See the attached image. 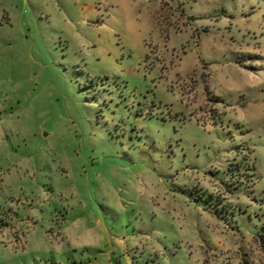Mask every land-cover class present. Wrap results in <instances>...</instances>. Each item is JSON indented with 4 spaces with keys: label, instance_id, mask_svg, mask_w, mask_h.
Masks as SVG:
<instances>
[{
    "label": "rangeland",
    "instance_id": "1",
    "mask_svg": "<svg viewBox=\"0 0 264 264\" xmlns=\"http://www.w3.org/2000/svg\"><path fill=\"white\" fill-rule=\"evenodd\" d=\"M0 264H264V0H0Z\"/></svg>",
    "mask_w": 264,
    "mask_h": 264
}]
</instances>
